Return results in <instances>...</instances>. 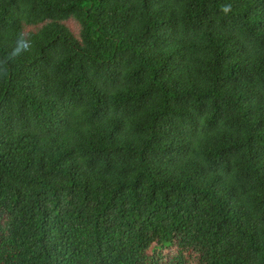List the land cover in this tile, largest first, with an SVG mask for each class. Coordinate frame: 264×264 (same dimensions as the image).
<instances>
[{
  "label": "trees",
  "instance_id": "1",
  "mask_svg": "<svg viewBox=\"0 0 264 264\" xmlns=\"http://www.w3.org/2000/svg\"><path fill=\"white\" fill-rule=\"evenodd\" d=\"M69 198L110 264H264V0H0V264Z\"/></svg>",
  "mask_w": 264,
  "mask_h": 264
},
{
  "label": "clouds",
  "instance_id": "2",
  "mask_svg": "<svg viewBox=\"0 0 264 264\" xmlns=\"http://www.w3.org/2000/svg\"><path fill=\"white\" fill-rule=\"evenodd\" d=\"M92 176L97 178L99 172H93ZM57 200L58 197H57ZM75 200L69 198L63 201L61 217L65 226V238L67 246L62 251L49 255L46 251L45 243L40 239H29L16 253L30 264H110L103 252V246L111 237L110 233L103 227H98V234L93 247H87L80 237V233L73 232V226L69 211L65 209V204L71 205ZM47 207L55 211V196H53Z\"/></svg>",
  "mask_w": 264,
  "mask_h": 264
},
{
  "label": "rangeland",
  "instance_id": "3",
  "mask_svg": "<svg viewBox=\"0 0 264 264\" xmlns=\"http://www.w3.org/2000/svg\"><path fill=\"white\" fill-rule=\"evenodd\" d=\"M21 26H22V37L23 42L26 48H31L33 42L39 37L40 35V28L35 26L31 23L28 15L24 12H21L20 15ZM73 31L78 32V30L73 29Z\"/></svg>",
  "mask_w": 264,
  "mask_h": 264
}]
</instances>
